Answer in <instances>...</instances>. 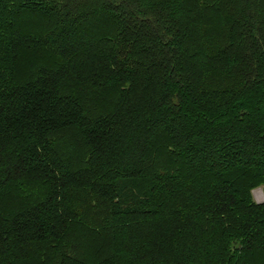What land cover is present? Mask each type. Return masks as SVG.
<instances>
[{"label":"trees","instance_id":"16d2710c","mask_svg":"<svg viewBox=\"0 0 264 264\" xmlns=\"http://www.w3.org/2000/svg\"><path fill=\"white\" fill-rule=\"evenodd\" d=\"M264 0H0V264H264Z\"/></svg>","mask_w":264,"mask_h":264},{"label":"rangeland","instance_id":"374dc122","mask_svg":"<svg viewBox=\"0 0 264 264\" xmlns=\"http://www.w3.org/2000/svg\"><path fill=\"white\" fill-rule=\"evenodd\" d=\"M254 200L257 203H264V187H258L253 191Z\"/></svg>","mask_w":264,"mask_h":264}]
</instances>
